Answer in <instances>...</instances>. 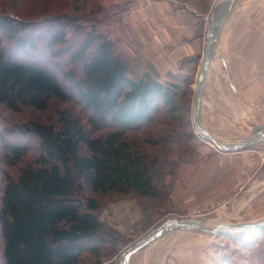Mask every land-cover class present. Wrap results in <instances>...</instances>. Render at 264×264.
Returning a JSON list of instances; mask_svg holds the SVG:
<instances>
[{"label": "trees", "instance_id": "16d2710c", "mask_svg": "<svg viewBox=\"0 0 264 264\" xmlns=\"http://www.w3.org/2000/svg\"><path fill=\"white\" fill-rule=\"evenodd\" d=\"M17 1L0 0V106L44 111L76 97L86 117L62 108L53 123L17 124L0 115V264H99L106 229L92 195L158 196L166 160L135 134L158 105L176 109L182 69L161 81L131 38L68 13L26 18ZM42 38L51 57L66 59L68 68L56 65L63 80L35 58ZM29 137L37 153L26 159ZM87 254L95 261L85 263Z\"/></svg>", "mask_w": 264, "mask_h": 264}, {"label": "rangeland", "instance_id": "374dc122", "mask_svg": "<svg viewBox=\"0 0 264 264\" xmlns=\"http://www.w3.org/2000/svg\"><path fill=\"white\" fill-rule=\"evenodd\" d=\"M137 1L18 0L16 7L26 18L63 13L76 15L82 18L79 21L82 26L95 24L99 31L114 35L116 23H120L122 17L130 13V8ZM191 2L197 3L195 5L199 10L208 8L207 0ZM210 8L206 25L212 11ZM44 39H41L37 47L35 58H40L41 64L60 77L56 65L68 68L64 63L66 59L61 56L51 57L44 47ZM5 50L10 53V45H6ZM218 61L215 56L211 59L199 109V121L219 141L229 144L248 138L255 126H264V94L248 103L245 79H240L241 84L236 91L226 64ZM198 66L199 62L179 66L185 81L179 83L176 109L169 110L158 105L153 109L152 122L135 134L140 140L146 141H141V147H149L155 155L166 160L162 180L157 183L158 196L141 198L134 194L117 193L92 195L98 204L95 214L106 229V243L100 251L99 264H120L118 259L125 249L167 218L210 222L211 226L217 223L255 222L264 218V142L259 141L233 152L240 155L225 157L220 156V153L231 152L217 151L209 143L200 140L193 131L191 103ZM159 78L161 81L170 79L164 72ZM59 79L63 80L61 77ZM62 82L66 88L70 86L69 81ZM62 108L70 109L81 118L86 117L76 97L70 103L53 101L44 111L25 109L13 113L0 106V115L8 123H53L57 119V111ZM23 141L30 145L26 159L35 156L37 143L34 138H24ZM147 141L152 145L148 146ZM247 150L249 155L250 151H254L252 158H247ZM191 232L193 234L190 236L194 240H201L199 243L203 244L198 255L192 253L193 262L203 259V264H264V228L250 233L218 232L214 235ZM179 233L171 232V237L165 235L139 250L129 258V264L175 262L177 254L174 253V247ZM93 261L95 257L92 254L85 255V263Z\"/></svg>", "mask_w": 264, "mask_h": 264}, {"label": "crops", "instance_id": "0c3cea01", "mask_svg": "<svg viewBox=\"0 0 264 264\" xmlns=\"http://www.w3.org/2000/svg\"><path fill=\"white\" fill-rule=\"evenodd\" d=\"M221 1L224 0H207V10H199L191 0H160L153 4L148 15L127 13L116 23L114 33L116 37H129L138 43L140 59L149 62L159 74H174L180 72V61L193 56L201 58L208 10ZM197 30H202L201 34ZM214 56L218 63L226 64L236 91L240 79H245L248 103L264 94V0L236 1L220 32L212 59ZM253 153L250 151L249 155L247 150V158L254 156ZM240 154L220 153V156ZM179 232L174 247L177 258L169 264H203V259L191 260L192 253L198 255L203 246L201 240H194L191 231Z\"/></svg>", "mask_w": 264, "mask_h": 264}, {"label": "water", "instance_id": "95a60500", "mask_svg": "<svg viewBox=\"0 0 264 264\" xmlns=\"http://www.w3.org/2000/svg\"><path fill=\"white\" fill-rule=\"evenodd\" d=\"M237 0H224L217 3L211 11L209 21L205 31L203 51L199 61V66L195 76V88L191 103V123L195 135L201 140L212 145L220 152H237L256 142H264V126H255L252 134L245 139L233 143L224 144L218 140L214 134L203 127L199 121V109L204 91L207 72L211 63L213 52L218 41L223 25L235 5ZM264 228V218L255 222L218 224L214 227H206L198 220H181L175 217L165 219L156 228L150 230L142 238L135 241L131 246L124 250L119 256V262L129 264V258L145 246L160 239L166 234L174 231H197L206 234H216L218 232L244 233L255 232Z\"/></svg>", "mask_w": 264, "mask_h": 264}, {"label": "built area", "instance_id": "2783aa9c", "mask_svg": "<svg viewBox=\"0 0 264 264\" xmlns=\"http://www.w3.org/2000/svg\"><path fill=\"white\" fill-rule=\"evenodd\" d=\"M155 1L158 0H138L133 6L130 8V14H138V13H150L152 11V5ZM252 164L250 163V166Z\"/></svg>", "mask_w": 264, "mask_h": 264}, {"label": "bare ground", "instance_id": "6f19581e", "mask_svg": "<svg viewBox=\"0 0 264 264\" xmlns=\"http://www.w3.org/2000/svg\"><path fill=\"white\" fill-rule=\"evenodd\" d=\"M222 143H223V142H222ZM232 143H233V142H232ZM211 220H212V219H211ZM213 221H214V220H213ZM209 223H210V222H209ZM209 223H203V225L206 226V227H214V226H211ZM217 224H218V223H217ZM217 224H216V225H217ZM179 231H180V230H179ZM166 235H169V234H166ZM164 236H165V235H164ZM164 236H163V237H164ZM163 237H161V238H163ZM161 238H160V239H161ZM157 240H158V239H157ZM155 241H156V240H155ZM155 241H154V242H155ZM154 242H152V243H154ZM152 243H151V244H152ZM147 246H149V245H147ZM145 247H146V246H145ZM131 256H132V255H131ZM131 256H130V257H131ZM120 264H122V262H121Z\"/></svg>", "mask_w": 264, "mask_h": 264}]
</instances>
